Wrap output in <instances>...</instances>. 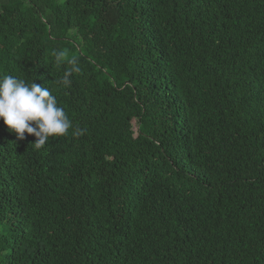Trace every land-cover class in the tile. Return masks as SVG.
Segmentation results:
<instances>
[{
	"label": "trees",
	"instance_id": "obj_1",
	"mask_svg": "<svg viewBox=\"0 0 264 264\" xmlns=\"http://www.w3.org/2000/svg\"><path fill=\"white\" fill-rule=\"evenodd\" d=\"M3 74L73 128L0 119V264H264V0H0Z\"/></svg>",
	"mask_w": 264,
	"mask_h": 264
},
{
	"label": "clouds",
	"instance_id": "obj_2",
	"mask_svg": "<svg viewBox=\"0 0 264 264\" xmlns=\"http://www.w3.org/2000/svg\"><path fill=\"white\" fill-rule=\"evenodd\" d=\"M55 62H65V53H54ZM72 65L65 71L57 83L67 87L70 85L72 73L80 68L75 58L68 61ZM0 119L16 134L17 140L26 139L25 133L34 135V147L41 149L50 137L68 134L73 128L72 121L66 111L58 104L52 89L32 81L29 83L13 74L0 75ZM85 130L76 128L72 134L80 136Z\"/></svg>",
	"mask_w": 264,
	"mask_h": 264
}]
</instances>
